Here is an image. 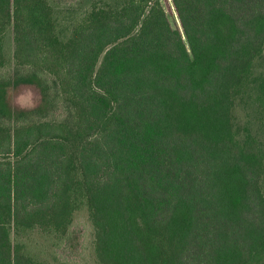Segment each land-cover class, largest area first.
Here are the masks:
<instances>
[{
	"label": "trees",
	"instance_id": "obj_1",
	"mask_svg": "<svg viewBox=\"0 0 264 264\" xmlns=\"http://www.w3.org/2000/svg\"><path fill=\"white\" fill-rule=\"evenodd\" d=\"M78 10L0 0V264L82 207L100 264H264V0Z\"/></svg>",
	"mask_w": 264,
	"mask_h": 264
},
{
	"label": "rangeland",
	"instance_id": "obj_2",
	"mask_svg": "<svg viewBox=\"0 0 264 264\" xmlns=\"http://www.w3.org/2000/svg\"><path fill=\"white\" fill-rule=\"evenodd\" d=\"M94 1L96 0H51V3L62 11H64L65 7L76 4L79 7L78 12H84L90 8ZM170 19L173 24H177L175 13L170 15ZM6 44L9 53L12 52L11 31L7 35ZM12 80L15 81L14 78H6V81L10 82L5 90V106L7 110L31 109L42 107L46 104L42 88L38 82L15 84ZM4 117V121H8ZM94 234L95 231L89 217L88 208L82 207L76 212L74 223L62 240L59 241L55 238V241H57L53 242L52 239L32 233L29 235L32 241L31 244H33V246L30 245V249L52 264H100L94 251ZM22 239L28 240V235H25Z\"/></svg>",
	"mask_w": 264,
	"mask_h": 264
}]
</instances>
